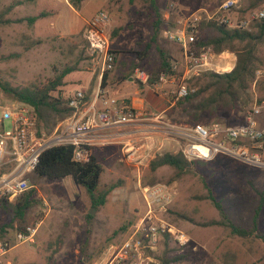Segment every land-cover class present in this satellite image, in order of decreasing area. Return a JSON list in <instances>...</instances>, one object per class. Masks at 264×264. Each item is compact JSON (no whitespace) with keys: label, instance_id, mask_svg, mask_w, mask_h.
Returning a JSON list of instances; mask_svg holds the SVG:
<instances>
[{"label":"rangeland","instance_id":"obj_1","mask_svg":"<svg viewBox=\"0 0 264 264\" xmlns=\"http://www.w3.org/2000/svg\"><path fill=\"white\" fill-rule=\"evenodd\" d=\"M12 1L0 0V9ZM81 1L85 10L98 7L107 13L108 23L104 32L108 46L122 60L121 63L119 59L115 62L117 69L120 68L118 71L130 74L134 71L130 66L128 70V63L149 42L151 19L156 12L162 20V27L155 41L150 43L145 57L136 66L145 73L158 61V49L166 51L172 60L177 59L178 46L162 35L169 21L163 14L170 2L175 4L173 9L187 14L202 9L211 13L222 0H67L69 6L57 0H34L30 5L34 13L45 9H48V13L32 26L25 21H13L16 17L30 13L24 5L6 13V17L12 21L0 24V81L16 87L29 83L41 85L65 66H72L82 73L96 72L97 66L83 40V25L79 23L76 12ZM247 3L248 0H243L241 8L246 9ZM256 9L264 12V0L252 10ZM252 10L244 11V16ZM239 11H233L231 18L236 20ZM200 22L206 24L203 20ZM208 31L203 28L205 35ZM255 50L260 57H264V42H257ZM213 54L211 71L220 73L231 69L235 60L232 51ZM226 66L230 68L224 69ZM259 69L264 71L263 66ZM197 75L184 79L188 88L195 89L187 81ZM256 83L252 81L247 90L248 101L244 110L255 99H264V84ZM134 88H137L136 83L128 91ZM175 88L176 83L164 82L157 90L165 99H173ZM177 100L173 101L175 107L166 110L162 116L171 122L189 124L192 122L188 116L189 106L184 100L178 103ZM17 103L20 102L10 99L0 90V105ZM153 110L157 111L156 108ZM240 115L242 112L236 115L222 112L208 121L237 123L241 119ZM60 121L51 111L43 110L37 129L45 137ZM4 127H7L6 123ZM119 130L120 135L108 139L94 152L102 167L97 191L110 184L115 185L101 205L93 208L84 188L74 184L69 176L44 181L34 178L31 173L26 175L28 187L34 185L40 202L27 211L22 224L38 222V225L33 242L11 247L0 256V264H100L111 246L126 235L143 211L140 187L146 185L144 183L148 179H154L152 184L167 186L171 201L162 216L187 236V242L183 245H178L170 238L166 240V247L171 248L167 255H183L180 261L170 264H217L221 262L223 253L232 257L231 264H261L264 245L260 239L230 236L220 225L209 223L217 220L219 213L205 197L209 188L227 218L243 228L250 227L254 209L259 206L257 229L264 234V170L227 156H215L206 163H197L177 179L167 182L172 170L164 165L152 173L148 171V162L157 153L179 151L177 142L152 130L139 131L127 126ZM127 139L131 140L129 149H126ZM191 160L195 159L187 161ZM0 168L7 169L4 165H0ZM42 198L46 205L42 204ZM8 222L7 211L1 209L0 224ZM15 225L12 223L13 227L7 226L9 233L15 229ZM164 247L162 243L155 253L157 263Z\"/></svg>","mask_w":264,"mask_h":264},{"label":"built area","instance_id":"obj_2","mask_svg":"<svg viewBox=\"0 0 264 264\" xmlns=\"http://www.w3.org/2000/svg\"><path fill=\"white\" fill-rule=\"evenodd\" d=\"M243 0H222L215 10L208 13L202 9L183 14L169 3L163 17L167 21L162 35L179 48L180 60H171V73H160L158 82L176 83L173 101L186 96L190 91L185 78L212 69L214 55L208 46L196 47L198 27L201 20L212 21L228 28H245L247 24L264 16L262 9L249 11L243 19H232L231 13L241 8ZM108 15L98 9L84 20L82 37L97 66L98 77L114 67V53L108 46L104 32ZM135 78L146 80L147 74L134 69ZM264 75L262 69L254 71V81ZM253 81V83H254ZM83 90L76 89L69 95L67 106L71 112L63 118L50 134L43 136L36 126V115L26 103L0 105V165L7 167L0 174V201L13 197L28 188L26 175L30 173L40 152L53 144L72 145V159L86 160L91 145V136L97 131L115 129L114 136L120 135V127H131L139 131H156L177 142L179 151L187 159L210 160L217 155L233 158L245 165L264 170V99L257 101L243 111L237 123L210 120L206 123H176L158 113L148 115L138 112L122 100L108 97L96 88L94 102L85 104ZM263 118V119H262ZM149 121L145 127H135ZM7 124L5 128L4 125ZM118 129V130H116ZM112 135V136H113ZM126 149L131 140L127 139ZM143 211L126 235L111 246L100 264H157L155 253L165 236L178 245L187 242V236L165 220L162 214L171 201L167 186L161 183L140 187ZM1 210V209H0ZM38 222L23 225L22 229H7L0 233V256L19 243H31Z\"/></svg>","mask_w":264,"mask_h":264},{"label":"trees","instance_id":"obj_3","mask_svg":"<svg viewBox=\"0 0 264 264\" xmlns=\"http://www.w3.org/2000/svg\"><path fill=\"white\" fill-rule=\"evenodd\" d=\"M260 1L263 0H248L246 9H243V7L239 9V15L236 20L243 19L244 13L254 9ZM9 8L10 5H6L0 10V23L5 24L10 22L9 19L2 18L3 14H5ZM42 14L44 13H39V15ZM35 18L36 16H28L17 19V22L25 21L29 25ZM205 23L206 24L202 22L199 23L195 46H209L214 53H219L224 50L232 51L235 55V60L233 66L228 71L217 73L207 70L200 75L188 79L187 83L190 86H194L195 89L190 91L186 96L177 99H182L188 104L190 110L188 116L192 120L190 123H206L210 118L218 117L222 112H227L231 115H236L238 112L243 113L244 105L248 101L247 90L252 81H254V71L261 66L264 67V57H260L255 50L257 42H264V16L260 19L250 21L245 28H228L212 21ZM150 25L152 33L149 42L146 43L145 48L136 52L133 58L132 68L136 67L139 61L145 57L150 43L155 41L162 27V20L157 12L151 19ZM203 28L209 30L206 35L203 32ZM158 54V61L154 67L146 72L147 77L145 82L148 85L158 82L160 73H165L166 75L171 73L170 64L172 57L162 49H158ZM225 68L229 69L230 67L226 66L224 69ZM71 70H74V67L65 66L41 85L29 83L22 87H16L11 86L6 81H0V90L10 99L30 105L36 115L37 127L43 110L51 111L60 121L71 112L70 107L66 104L69 96L64 95L61 88L63 84L62 77ZM107 72L109 71H105L101 74L99 85L103 84V79ZM260 82L264 84V75L256 79L254 83L258 85ZM83 99H85V96ZM179 100L176 102L178 103ZM172 106L175 107V104L173 103ZM241 116L242 115H240V118ZM72 149L73 147L70 144H53L47 146L40 152L38 160L33 170L30 172L31 175L36 179L44 181L57 180L69 176L74 184L84 188L93 208L103 204L105 196L115 185L110 184L106 188L97 191L99 176L102 172L101 164L91 153L88 154L86 160H73ZM197 163H206V161L200 159L187 161L180 151H164L155 154L149 160L148 171L153 173L160 166H168L172 170V176L167 182H171L184 172L190 170L192 166L194 168ZM2 172H4V169L0 168V173ZM153 182L154 179H148L144 184L151 185ZM205 198L212 202L219 213V218L209 223L220 225L230 236H251L258 238L264 245V234L257 229L259 206L254 209L250 227L243 228L235 225L227 218L220 202L215 199L213 192L209 188H207ZM39 202L40 199L36 195L33 184L13 197H4L0 201V209H5L7 211L9 222L0 224V233H3L6 228L11 227L12 223H16L15 229H22L24 225L22 223L24 222L27 211L36 206ZM166 240L167 237L165 236L163 241L165 247L157 264H170L180 261L183 258L181 254L173 256L167 255L171 248L169 249L166 247ZM231 262L232 257L223 253L221 262L217 264H231ZM260 262L264 264V254ZM205 264L214 263L208 262Z\"/></svg>","mask_w":264,"mask_h":264},{"label":"crops","instance_id":"obj_4","mask_svg":"<svg viewBox=\"0 0 264 264\" xmlns=\"http://www.w3.org/2000/svg\"><path fill=\"white\" fill-rule=\"evenodd\" d=\"M33 1L34 0H14L10 2V4H8L10 5V8L7 10L6 13H9L11 10H17V8H19V6L21 5L26 6V8L30 10V13L16 17L15 19H13V21L17 22V19L19 18L36 16L35 20L31 24H29L30 26H32L33 23H35L40 18H42V16L48 13V9L41 10L39 12L37 11L34 13V10L30 8L31 7L30 5ZM35 1H39V0H35ZM57 1H60L61 3L67 4L69 6L67 0H57ZM83 4L84 3L81 1L79 8L76 11L81 26L83 25L85 19L90 17L96 10L99 9L98 7H94L85 10L86 8L83 7ZM6 13L3 14L2 18L3 19L7 18L10 21H12L10 17H6ZM39 13H44V14L39 15ZM118 59H119V63H121L122 62L121 58L116 55L115 62L116 61L118 62ZM177 60H180V53H178L177 55ZM132 63H133V59L131 60L130 63H128V70H129V66L131 69ZM135 68L137 67L132 68V70L134 71ZM116 69L117 66L115 63V69L106 73L102 85H99L100 78L98 77L97 70L96 72L93 71V73L89 71L87 73H82V71L78 69L71 70L62 77L63 84L61 88L63 90V94L69 96L76 89H82L83 95L85 96L84 103L87 105L94 102V92L96 88L99 87V89H101L106 96L115 98L118 101L122 100L131 107L135 108L138 112H143L144 114H148V115L158 113L159 115L162 116V114L166 112V110L173 105L172 99H165V97L161 95V93L157 90L161 86V84H164V82H156L152 85H148L145 82L146 80L143 81L135 78L134 73H130V74H125L124 72L120 73L118 71L120 68L117 70ZM133 83L137 84V88L132 89V91L130 90L128 91L129 88H132ZM159 100L161 101V103H158ZM94 105L96 108L100 107L98 101H95ZM153 108H156L157 111L154 110L152 111ZM148 122L149 121H144V123L142 124L137 123L135 124V127H145L146 125H148ZM131 129H137V128H131ZM114 131L115 129L113 128L99 130L93 136H91V145L89 146V153L94 155V152L97 151L96 149L100 145L103 146L108 141V139L116 137L113 135ZM42 204L46 205V202L45 200H43V198H42Z\"/></svg>","mask_w":264,"mask_h":264}]
</instances>
